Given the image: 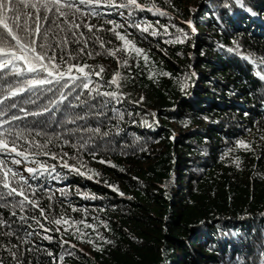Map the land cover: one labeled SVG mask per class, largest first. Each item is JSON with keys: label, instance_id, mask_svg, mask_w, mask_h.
I'll list each match as a JSON object with an SVG mask.
<instances>
[{"label": "trees", "instance_id": "obj_1", "mask_svg": "<svg viewBox=\"0 0 264 264\" xmlns=\"http://www.w3.org/2000/svg\"><path fill=\"white\" fill-rule=\"evenodd\" d=\"M106 3L77 2L81 12L69 17L93 25L92 32L82 26L77 37L59 33L76 55L72 63L89 66L88 88L53 83L6 102L29 112L50 109L4 126L26 129L19 150L49 171L32 177L22 164H39L12 165L21 158L0 155L28 179L27 194L39 204L17 208L15 216L0 208L11 224L0 233L14 232L0 234V261L264 264V80L257 75L264 64L243 58L264 60V0H140L165 14L134 10L131 17ZM108 20L122 25L117 31L144 50L147 63L107 54L123 46ZM237 47L241 55L228 51ZM124 59L127 66L118 62ZM117 73L119 86L110 83ZM13 112L24 115L12 109L0 120ZM97 127L100 134L83 131ZM241 140L247 149L238 147Z\"/></svg>", "mask_w": 264, "mask_h": 264}, {"label": "snow or ice", "instance_id": "obj_2", "mask_svg": "<svg viewBox=\"0 0 264 264\" xmlns=\"http://www.w3.org/2000/svg\"><path fill=\"white\" fill-rule=\"evenodd\" d=\"M77 2L81 5L87 4L99 7L104 3V0H0V74L5 78V82L0 84V117L8 116L9 111L12 109H16L18 112L24 114L20 116L13 112L8 119L0 120V155L12 156L14 154L15 157L21 158L11 159L10 163L12 165H20L22 161L30 164H39V167L28 166L24 169L32 177H35L38 173L44 174L49 171V168L44 163L36 160L29 161L30 153L26 149L19 150L17 141L26 139V129L5 128L4 126L6 124L11 125L13 121H19L29 115L40 116L43 112L50 111V109L44 107L40 111L29 112L23 107H18L15 102L11 104H6V102L14 100L15 97L23 93L43 88L53 83L60 85L61 88L68 87V82L77 87H89L87 83L88 73L85 72V69L89 66L87 64L78 65L72 63L76 59V55L73 54V50L67 47L69 44L67 36L59 35L61 32H72L73 37H77L76 30L82 26L87 27L88 31L92 32L93 25H82L76 23L74 19L69 18L81 12V9L76 7ZM106 6L117 9H128L129 17L133 15L134 10L155 11L160 15L165 14L155 6V3H152L150 7H146L145 4L140 3V0H107ZM106 23L113 25L110 31L123 42V46L115 51L105 49L107 54L114 57L116 56V52H122L126 55L134 54L137 57L142 56L145 63H147L148 57L144 54V50L137 47L135 41L128 38V34L122 35L117 31V29L122 27L121 24L112 20H108ZM131 26L138 28L142 33H149L153 36L157 34L154 29L150 31L152 29V25L150 24L141 26L139 23H136ZM79 35L82 36L83 33ZM71 42L80 43V40L77 38ZM100 47L104 48L103 42H101ZM228 51H235L237 55H241L238 47L235 50L229 48ZM78 53L83 54L84 49H79ZM86 54L92 55V53ZM243 58L253 64H264V60L257 62L247 55L243 56ZM118 62L127 66V59ZM101 71H103L102 68ZM261 71L264 72V69H261ZM74 72L76 74H73ZM165 75L167 74L165 73ZM257 75L261 80H264V75L260 72ZM7 77H13L15 81L8 80ZM118 79L119 73L113 76L110 83L119 86ZM77 81L81 83L77 84ZM102 95L114 97L117 94L106 92L102 93ZM66 98V95L61 93V100ZM77 99H79V95H77ZM27 102L35 104L36 100H29ZM49 103L54 102L49 101ZM77 118L84 119L83 116H78ZM65 122L74 123L75 120L68 118ZM28 131H35L37 136L46 135L42 130L31 129ZM83 131L100 134V128L98 127L95 129L87 128ZM103 135L107 136V133H103ZM238 147L247 149L249 146L241 140L238 142ZM93 155L95 156V153ZM52 159H56V157L52 156ZM99 162L106 163L104 160H100ZM8 163L9 161L6 159H0V177H2L0 179V208L9 209L12 216L17 214V208L23 212L26 205L38 208V202L30 199L27 194L28 179L21 172L8 167ZM62 166L69 168L71 171H78L74 166H70L67 163H64ZM79 174L83 175L84 173L81 172ZM17 178L19 179L14 185L12 180H16ZM113 190L115 191L116 189L114 188ZM32 195L34 196L35 193L33 192ZM16 197L20 199H16ZM40 213L43 215L44 210L40 209ZM54 222L57 225L62 223L60 219H56ZM5 225L9 228L11 227V224H7L5 220L0 219V227H4ZM0 234L13 236L14 232L7 231ZM8 251L13 259L19 260L16 252H13L11 249H8ZM0 264H2V261H0Z\"/></svg>", "mask_w": 264, "mask_h": 264}, {"label": "rangeland", "instance_id": "obj_3", "mask_svg": "<svg viewBox=\"0 0 264 264\" xmlns=\"http://www.w3.org/2000/svg\"><path fill=\"white\" fill-rule=\"evenodd\" d=\"M28 166H30V165H28V164H22V167L25 169L26 167H28Z\"/></svg>", "mask_w": 264, "mask_h": 264}]
</instances>
